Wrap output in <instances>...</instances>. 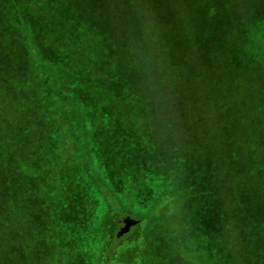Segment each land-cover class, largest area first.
<instances>
[{
  "label": "trees",
  "instance_id": "1",
  "mask_svg": "<svg viewBox=\"0 0 264 264\" xmlns=\"http://www.w3.org/2000/svg\"><path fill=\"white\" fill-rule=\"evenodd\" d=\"M0 1L2 3V0ZM173 1L175 0L167 2V12L163 15L158 7L160 0L155 3H149V0H105L106 8L111 12L110 20L97 17L90 19L89 26L84 21L76 36L74 30H68V27L72 16L82 18L83 14L79 11H72L71 14L61 5L58 9L51 7L56 4L45 6L40 0L36 2L35 13L40 14V17L35 24L30 19V11L25 5L17 6V20L10 18L6 20L7 24L4 23L7 28L0 31V79L10 77L16 83L14 88L12 85L8 89H3L0 84V121L4 125L7 124L10 119L8 111H25V116L29 118L28 134L31 135L33 143H38L33 145L34 148H30L28 156L25 155L26 162L16 163L10 159L19 170L18 184L21 187V196L27 193V190L29 192L37 189L40 175L44 174L48 182L54 177L49 167L46 169L44 166V161L41 162L43 157L53 156V152L49 149L48 154L43 155L44 148L39 147H44L42 143L45 141V130L51 127L49 123L54 121L56 127L61 126V129H64L62 138L65 144L76 145L75 152L79 150L78 160L71 163L72 166H62L61 178L57 181L60 182L59 190L61 189L58 191L59 199L63 195L62 190L68 187L67 180L78 177L89 189L91 187L89 191L95 194L98 202L102 201L100 206L105 205L102 211L100 208V213L99 207H95L99 215V225L92 226L84 222L83 215L86 212L74 197H67L64 203L60 199L57 206L56 202L48 201L56 196V193H51L43 202L50 233L44 234V243L37 247L48 249L51 245L57 250L55 253L60 250L70 256L75 253L81 256L86 252L88 255V251L83 249L84 246L77 245H84V239L87 238L91 244L103 243L101 251L104 256L98 261L99 264L137 263L138 256H135V259L116 257L124 249V240L117 235L120 223L118 216L122 212L111 209L112 205L119 204L120 199L114 188L101 176L100 164L95 160L94 148L98 143V134L107 137L109 134L106 139L113 140V148L103 154H108L111 158L108 170L119 173L124 183L133 178L139 186H145L153 176L175 173L170 184L173 189L177 186L188 189L192 186V181L196 180L195 185H198L189 192L198 198L205 188L203 183L198 181L199 174H204L203 166L208 164V161H213L216 167L214 150H208L215 125L219 140L214 141L212 147L221 152L219 166H222L221 177L223 175L222 184L225 191L232 192L235 189L234 184H239L244 191L252 190V184L249 185L250 181L245 173L250 175L254 172L252 169L264 160V66H245L243 55H240L238 50L241 49V43L249 31L248 22L253 17H249L248 11L264 0H195L192 5L189 0H185L180 8L175 9L171 5ZM45 14L51 15L46 20L47 31L41 30L40 26V18ZM254 18L257 30L262 31L260 35H264V13L262 20L257 21L255 15ZM5 30L8 35L14 34L22 41L6 38ZM40 34L50 37L43 42L44 46L40 44ZM23 39H26L27 43ZM259 40L264 48V36ZM239 42L240 45L237 46ZM45 46L51 48L48 56H45ZM52 49L56 53H53ZM220 55H225L222 60L217 58ZM57 58L61 62L66 61L67 67L55 65ZM42 72L50 79L43 76L47 83L34 79L38 75L41 77ZM78 75L82 77L76 83L74 79ZM18 76L23 81H20V78L16 81ZM159 82L163 83L160 95L168 97L167 100L171 98L169 102L158 103L155 99L156 93H159ZM82 83L87 84L81 85ZM90 87L94 89L93 94L99 97L94 106L96 111L92 123L89 120L90 101L82 102L75 93L79 88L90 92ZM221 96L223 102L231 98L238 100L237 106H226L224 110L242 111L239 121L228 120V116H218ZM183 100L186 102L185 107ZM107 110L112 114H107ZM131 110H137L138 113L142 110L143 116V112L156 113L155 119L159 120L161 128L164 126L167 112L175 110L178 113L176 123L181 130H189L187 149L183 152L188 159L186 166L189 162V177L184 175L182 179L184 165L175 162L174 154L167 158L163 149H166L168 140L174 146L182 143L184 139L168 136V140H158L152 134V126L149 127L151 122L146 115L138 124L139 130L136 133L133 123L135 119H132L129 113ZM247 118L248 130L245 127ZM107 119L109 123L106 125ZM136 122L138 121L135 120ZM18 123V127L23 130L22 123ZM158 124L155 123V126ZM131 127L133 134L124 136L123 130L126 129L127 133ZM0 129V143L3 145L1 149L4 150L7 143L1 136L2 127ZM110 130L117 131L118 137L115 133L113 139H110ZM132 135L138 136L139 141L132 140ZM119 137L128 139L126 151L122 148L124 145L120 147L119 143L117 144ZM249 141L250 146H247ZM144 150L147 151V156L142 169H138L135 159H140ZM215 158L218 159V156ZM0 163H3L1 169L4 171L6 161ZM238 171L241 177L235 181L234 175ZM242 176H245L244 182ZM221 177L218 168V178ZM185 179H191L186 183V187ZM45 181L43 178V184ZM141 182L143 185H140ZM164 184L167 186L168 181L165 180ZM220 184L221 182H218V186ZM5 201V198L2 199L0 236L12 238L17 229L16 217L12 210L8 214ZM124 212H127L126 208ZM258 213L260 217L263 214L261 211ZM87 216L90 221L92 214ZM148 221L150 220L146 217L144 224ZM85 225L92 226L89 233L85 231ZM131 231L129 238H140L139 229ZM70 239L76 242V248H70L75 246ZM149 239H146V243ZM108 243L113 245L112 257L109 252H105L109 249ZM1 244L3 249L8 248L7 242ZM61 245L68 247L63 248ZM143 250L145 248L136 246L138 253Z\"/></svg>",
  "mask_w": 264,
  "mask_h": 264
},
{
  "label": "rangeland",
  "instance_id": "2",
  "mask_svg": "<svg viewBox=\"0 0 264 264\" xmlns=\"http://www.w3.org/2000/svg\"><path fill=\"white\" fill-rule=\"evenodd\" d=\"M37 1L38 0H2V3L0 1V7L2 6V9H0V31L7 28L5 25L7 24V19H18V5H21V7L25 5L28 7V11H30L31 15L30 19L34 21L35 24V22L39 19L38 17H40V14L35 13ZM40 1L45 6L56 4L51 7H57V9L61 5V7H65V11H69L71 14L72 11H79L81 15L83 14L84 17L82 16V18L77 16H72L71 18L68 30L73 29L75 36L80 26L83 24L82 22L86 21V24L89 26L90 19L100 17L101 19L110 20L111 17V12L106 8L104 3L105 0ZM183 1L185 3V0H175L171 5L174 9L176 7L180 8ZM189 1L191 2L190 5H192L195 0ZM155 2L156 0H149V3ZM167 2L169 3V0H160L158 5L160 9L159 11L163 12V15L167 12ZM46 10L47 8L44 12ZM248 12V14H250L249 17L252 15L253 17L248 22L250 23L249 31L243 39L241 43L242 47L238 50V53L243 55L245 66H264V48L259 40L264 35H260L262 31L257 30L258 27L255 26L254 22V15L256 16L257 21L262 20L264 2L262 1L260 4L256 3ZM46 14L40 18V26H42L41 30L47 31L46 20L51 17V15L48 16ZM81 19L82 21L80 22ZM5 34H7V30H5ZM8 34L6 35V38L22 41L20 37L16 38L14 34ZM39 37L41 46H44L45 43L43 42H45L47 38H50L46 34H40ZM23 40L26 42V39ZM233 45L234 44H232V46ZM239 45L240 42L237 46ZM49 49L45 46V56L49 55ZM51 51L56 53L53 49ZM224 56L225 55H220V57L217 56V58L222 60ZM239 57L242 58L241 56ZM55 62L57 63L55 65L59 64L67 67V65H65L66 61L61 62L59 61V58H57ZM115 62L117 61L115 60ZM43 76L46 77V75L42 72L41 77L39 75L36 77L35 75L36 78L34 79L39 82L47 83L48 78L46 77L47 79H45ZM81 77L82 76L79 75L75 77L74 80H76V83H78ZM18 78L21 79L20 81H23L20 76L16 78V81ZM2 80L3 77L0 79V84L3 89H8L12 85L14 88L16 82L13 78L6 77L3 81ZM86 84L87 83H82L81 85ZM161 84L163 83L159 82L158 86L160 87L157 88L159 93H156L157 96L155 99L158 103L165 101L169 102L171 98L167 100L166 98L168 97L160 95ZM164 86H166V84H164ZM82 87L85 88V86H81V88ZM93 90L94 89L92 87H90V92L84 91L80 88L78 91L75 90L76 95L82 99V102H86L87 100L89 103L90 101V123L94 120L96 111L94 106L99 98L95 93L93 94ZM222 99L223 97L221 96L219 101L218 116H221V118L228 116V120L235 119L236 122L239 121L240 113L242 111H233L232 109L229 111L224 110L226 106L232 108L237 106L239 103L238 100L231 98L225 99L227 102H223ZM171 102H173V100ZM183 102L185 107L186 102L184 100ZM131 112H129L130 117L138 121L136 123L135 120L133 121L136 133L137 130H139L138 124L142 122L146 115L148 116V121L151 122L149 127L152 126V134L156 136L158 140H161V138H166V140H168V136L171 138L184 139L182 143L174 146H172L171 142L168 140L165 144L166 149H163L165 150L164 153L167 158L174 154L175 162L177 164L182 163L184 165L182 166L184 171L182 179L184 175L185 177H189L190 175L187 168L189 162L186 166L185 163L188 159L185 158V155L183 154V152L187 149L189 130L188 128L181 130L179 124L176 123V114L178 115V113L175 110L170 111L169 113L167 112L164 126L162 127L164 129H162L161 125L159 126L158 124L159 120L155 119L156 113L148 114V112H143V116L141 113L142 110L139 113L137 110H131ZM8 114L10 119L7 120V124H5L6 126L2 123V121H0V127H2L1 136L6 139L7 143V147L4 148V150L1 149L3 145L0 143V162L6 161V165L4 164V171L1 169V165H3V163H0V211L3 206L2 199L4 200L5 198L6 207H4L9 210L8 214L11 210L15 212V227L17 229L12 238L0 236V264H99L98 261H100L104 256L101 251L103 249V243L101 244L98 242V244H91L87 238L84 239V245L79 243H77V245L84 246L83 249L85 252L88 251V255H86L87 252H84L85 254H81V256L77 253L70 256L63 254L60 250L55 253L57 250L51 245L48 246V249L37 247L40 243H44V234L50 233L49 226L46 224L47 212L43 202L44 200L46 201V197L50 196L51 193H56V196L52 199L50 198L48 201L51 203L56 202L55 204H57V206L60 199L64 203L67 197L72 199L74 197V200L76 199L79 205L84 208L86 212V214L83 215L84 222L89 225H99L98 213H100V208L101 211L104 209L105 205L100 206L102 201L98 202V199L95 198V194L89 191L91 187L89 189V186L84 184L78 177H71L70 180H67L68 187L66 190H62L63 195L59 199L58 191H61V189L59 190L60 182L57 181L61 178L62 166L63 164L76 162L78 160L79 150H76L75 152L76 145L65 144V141H63L62 138V132L64 129H61V126L56 127L54 121H51L49 123L51 124V127H47L48 129L45 130V141L42 143L44 147L39 145L40 148H44L43 155L48 154L49 149L50 152H53V156L48 158L43 157L41 162L44 161V166H46V169L49 167L51 171L50 173L54 177L51 182H48L47 178L43 176L44 174L42 176L40 175V181L37 184V189L29 192L27 190V193L21 196V187L18 184V176L20 175L18 173L19 170L12 164L10 159L12 158L16 163L26 162V156H28L30 148L32 149L33 145H37L38 143L36 141L33 143V140L30 138L31 135L28 134L29 118L28 116H25V111L13 110L8 111ZM107 114L112 113L107 110ZM19 121L22 123V127L24 128L23 130L18 127ZM105 122L107 125V123H109V119H107V121L105 120ZM246 122L247 125L245 127L248 130V118ZM155 123L158 125L155 126ZM75 125L76 122L74 124V130H76ZM123 131L124 132L122 133H125L124 136L131 135V133L133 134V127H131V130L128 128L127 133L126 129ZM53 133L54 135H52ZM109 133L111 134L110 139H113L115 133L118 137L117 131L115 132L110 130ZM136 135H132L131 139L139 141L138 136ZM211 136V146L209 145L210 148H208V150L212 151V148L214 150L213 159L216 167H214L213 161L210 163L207 159L208 164L203 166L204 174H199L198 177V181L203 183L205 188L202 189L201 194H199V197L196 198L189 192V190L195 189L198 185H195L196 180L192 181V186L188 189H182L180 186L173 189V186L170 184L175 173L153 176V178L151 177L149 179L148 183L144 184L145 186H139L133 178L127 179L124 183V180L120 179L121 175L119 173L115 174L114 172H110L108 170V164L111 162V158L108 157V154H103L105 151L113 148V140L109 141V139H106L109 138V134L108 137L107 135L98 134V143L95 144L94 148V152L96 154L95 160L98 164H100L101 176L104 178L106 183L114 188L118 199H120L119 204L112 205L111 209L122 212L118 216L119 219H121L124 215H129L135 222L132 228L128 231L121 230L120 227L118 228L117 235L118 238H123L124 243L122 247H124V249L122 250V253H118L116 257L123 256V258H134L135 256H138L136 264H264V160L258 165V167H254L252 169L254 172L250 175L249 173H245V176L250 181L249 185L252 184V190L244 191L239 184H234L233 186L235 189L232 192L227 193L222 184V166H219L221 158V155L219 157V153L221 152H219V150L215 147H212L214 141L218 142L219 140L216 134L215 125L213 132H211ZM76 137L77 133H75V139ZM127 140H125L124 137H119L117 141V144L119 143L120 147L124 145L122 147L124 151H126ZM169 144L171 145L169 146ZM246 145L250 146V141L249 143L247 142ZM145 156H147V151L144 150L142 157L137 160L135 159V164L138 169H142ZM217 156L218 159L215 158ZM260 160L261 158L259 161ZM218 168L221 178H218ZM245 176H242L243 182ZM240 177V171H238L236 175H234V180L237 181ZM43 178L47 181H45L44 184L42 182ZM165 180L168 181L167 186L164 184ZM190 181L191 179L189 181L185 179L184 186L186 187V183H189ZM218 182H221L220 186H218ZM140 185H143V182H141ZM96 206L99 207L98 213H96L95 210ZM109 206L111 207V205ZM125 208L127 209V212H124ZM258 211L263 212L261 217L259 216ZM89 213L92 214V219L90 221L88 218L89 216H87ZM146 217L150 221L144 224ZM0 219H2L1 215ZM78 221H80V219H78ZM90 227L85 225V231H88L89 233ZM136 228L139 229V232L141 233V236H139L140 238H129L128 236L129 233L132 232L131 230H135ZM147 238L150 239L146 243ZM2 242H7L8 245L6 247L8 248L3 249L1 244ZM70 242L74 243L75 241L70 239ZM75 243V246H70V248H76ZM137 245L140 248H145V250L138 253L136 251ZM61 246L63 248L68 247L63 245ZM108 248V251L105 252H109L108 254L111 257L114 256L113 253H111L113 251L112 243L109 244ZM113 263L114 262H112V264Z\"/></svg>",
  "mask_w": 264,
  "mask_h": 264
},
{
  "label": "water",
  "instance_id": "3",
  "mask_svg": "<svg viewBox=\"0 0 264 264\" xmlns=\"http://www.w3.org/2000/svg\"><path fill=\"white\" fill-rule=\"evenodd\" d=\"M134 220L129 215H124L120 219L119 227L121 230L128 231L134 225Z\"/></svg>",
  "mask_w": 264,
  "mask_h": 264
}]
</instances>
